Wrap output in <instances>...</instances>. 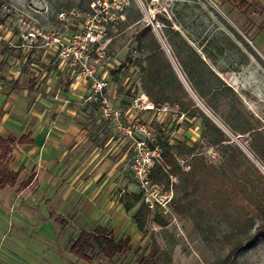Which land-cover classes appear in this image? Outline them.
Masks as SVG:
<instances>
[{"label":"rangeland","instance_id":"rangeland-1","mask_svg":"<svg viewBox=\"0 0 264 264\" xmlns=\"http://www.w3.org/2000/svg\"><path fill=\"white\" fill-rule=\"evenodd\" d=\"M87 1L0 0V32L8 28L22 35L30 51L44 48L61 61L64 76L83 83L79 124L93 145L82 153L87 178L73 185L77 189L80 182L84 184L89 205L104 199L117 202L122 214L118 212L107 227L116 241L129 236L130 242L112 260L97 249L88 251L91 263L76 259L69 248L78 232L93 230L101 220L82 217L72 222L70 213L65 218L68 224L61 227L48 216L58 211L48 203L53 196L30 202L34 185L26 196L11 191V206L6 205L8 195L0 193V264H138L154 249L156 264H224L228 255L226 264H264V240L230 252L264 223V214L253 212L256 191L264 195V182L257 180L252 191L251 185L234 177L240 170L223 162L225 149L207 144L196 109L220 123L229 117L239 128H254L264 138V0ZM153 35L194 106L181 90H176V104H154L142 89L147 55L156 47ZM55 38L70 51L68 60L59 56ZM170 40L181 47L183 57L193 49L203 59L204 81H209L210 69L219 79L213 81L216 86L228 87L218 99L216 116L180 79ZM159 59L158 54L155 66ZM161 69L167 72L166 67ZM97 83L103 86L98 88ZM153 92L158 98L163 95L157 89ZM115 112L117 117L109 115ZM134 124L147 131L143 158L157 193V201L150 197L152 208L146 206L145 190L133 166L139 155L134 142L138 137H127L119 128ZM220 128L231 145L253 158L247 146L257 136H233ZM169 154L173 164L160 168L161 158ZM230 154L235 152L228 150ZM252 160L264 175V164ZM140 208L145 213L142 231L134 220Z\"/></svg>","mask_w":264,"mask_h":264},{"label":"crops","instance_id":"crops-1","mask_svg":"<svg viewBox=\"0 0 264 264\" xmlns=\"http://www.w3.org/2000/svg\"><path fill=\"white\" fill-rule=\"evenodd\" d=\"M22 38L8 28L0 32V137L14 140L6 167L18 173L16 183L0 193L8 195L6 205L11 206V191L26 196L35 185L30 202L53 196L48 203L58 211L48 216L61 227L68 224L65 218L71 213L72 222L82 217L101 220L93 230L82 228L78 236L97 228L109 231V220L123 209L106 199L89 205L84 184L80 182L77 189L73 185L86 180L83 166L87 160L82 153L93 145L89 132L79 124L77 108L85 94L84 85L64 76L57 57L47 54L44 48L28 50V41Z\"/></svg>","mask_w":264,"mask_h":264},{"label":"trees","instance_id":"trees-1","mask_svg":"<svg viewBox=\"0 0 264 264\" xmlns=\"http://www.w3.org/2000/svg\"><path fill=\"white\" fill-rule=\"evenodd\" d=\"M95 0H88L87 4L94 2ZM243 5V3H242ZM176 35L179 36L177 32ZM156 47L149 50L147 55V67L148 74L146 75L144 82L142 84V89L145 94L152 99L154 104L158 103H169L176 104L177 99L175 97L176 90H181L188 100L191 106H194V101L188 97L184 91L180 80L178 79L175 70L164 55V52L160 48L159 42L153 35ZM168 45L171 47V55L173 60L176 62L180 72L182 73L185 81L189 85L193 94L202 102V104L216 116V110L218 105V99L222 96V93L229 90L228 87H222L220 89L213 82L214 80L218 81V77L208 69L209 81H204L200 75V70L205 65L203 59L198 55L193 49L190 50V55L183 57L182 49H178L174 46L172 40L167 41ZM158 54L161 55L162 60L159 59L160 63L156 66L155 60H158ZM156 60V61H157ZM157 67V68H156ZM166 67L167 72H164L161 68ZM207 82V83H206ZM176 86V88L174 87ZM157 89L162 91V96L158 98L153 90ZM208 97V98H207ZM206 98V100L204 99ZM181 109L183 112L186 111L185 106L182 104ZM197 113L202 119L203 122V138L206 140L207 144L211 147H219V150L225 149L222 153V160L227 164H231V168L239 169L240 174L235 175L234 177L239 178L243 181L246 186L247 184L251 185L252 191L256 189V181L262 180L264 182V175L258 169L255 162L252 159L257 161L260 164H264V138L261 133L254 128H239L234 120L226 117L221 123L233 136L238 134L250 133L255 136L254 140L247 146V149L251 156L250 159L244 152L238 147V145H231V138L226 135V133L218 127L200 108L196 107ZM23 141V138L20 140V143ZM14 140L12 138H1L0 137V190L4 189L6 186H12L16 183L18 179V173L10 171L6 164L9 160L8 154L11 152L12 146L14 145ZM230 150L235 152V154L227 155V151ZM164 156L160 161V168L162 166H168L173 164L174 156L169 154L168 157ZM234 163H237L238 166H232ZM194 171V169H191ZM238 170V171H239ZM238 176V177H237ZM199 177L198 179H200ZM27 184L22 185V188ZM260 196V197H259ZM139 197L136 196L135 200L138 201ZM129 209V207H126ZM146 210L144 207L143 210ZM181 212V211H180ZM253 212L255 214H264V195L256 191L255 203L253 204ZM135 223L139 231L143 230L145 213H142V208L138 209L134 216ZM264 240V223L259 225L253 233H248L243 242L238 243L231 249V253H236L240 250L243 245H255L260 241ZM130 242V237L126 236L116 241L112 233L101 228H97L93 232L82 231L77 239H75L69 248V252L76 259L84 261L86 263H91L93 256L88 254V251L91 252L94 249L98 250V254H101L107 260H112L116 255L122 253ZM156 255L155 249L150 253L148 258H141L138 261V264H156L154 261ZM229 255L224 260V264L228 263Z\"/></svg>","mask_w":264,"mask_h":264},{"label":"built area","instance_id":"built-area-1","mask_svg":"<svg viewBox=\"0 0 264 264\" xmlns=\"http://www.w3.org/2000/svg\"><path fill=\"white\" fill-rule=\"evenodd\" d=\"M62 16V14H61ZM56 44H59V56L60 57H64L67 58L70 55V51L68 49H66L62 44L59 43L58 39H54ZM77 53H74V55H76ZM81 58V54L79 55V57H73V60L75 59H79ZM86 73H88L87 75H91L92 73L89 72V70L86 71ZM102 83L99 84L97 83V87L101 88ZM135 103L137 104V101H135ZM109 115H113L115 117H117V113H109ZM120 130L125 134V136L130 137L132 139H134V137H138V139H135V145H136V150L139 152V155L136 156L135 160H134V169L136 170V173L139 177V180L145 190L144 196H145V203L146 206L148 208H152L153 207V201L152 199H150V197L155 198L157 196V193L153 187V185H151V183L149 182V168H148V161H145L143 158V155L145 153H147L145 150L147 148L146 143L143 139V137L147 134L146 131V127L144 125L141 124H134L131 125L129 127H123V125H119ZM155 201H157V199L155 198Z\"/></svg>","mask_w":264,"mask_h":264},{"label":"water","instance_id":"water-1","mask_svg":"<svg viewBox=\"0 0 264 264\" xmlns=\"http://www.w3.org/2000/svg\"><path fill=\"white\" fill-rule=\"evenodd\" d=\"M167 52H168V50H167ZM169 53V52H168ZM171 57V56H170ZM174 63V62H173ZM175 65V64H174ZM178 71V70H177ZM178 75H179V77H180V79H182V81L184 82V84H185V86H186V88H187V90L189 91V93H191L193 96H194V94H193V92H192V90L188 87V85L186 84V82H185V80L183 79V77H182V75L180 74V72L178 71ZM219 127H224L220 122H218L215 118H214V120H213Z\"/></svg>","mask_w":264,"mask_h":264}]
</instances>
